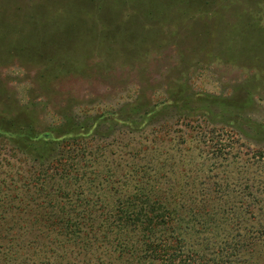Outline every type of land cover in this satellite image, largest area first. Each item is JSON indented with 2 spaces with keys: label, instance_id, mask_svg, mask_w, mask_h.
Segmentation results:
<instances>
[{
  "label": "rangeland",
  "instance_id": "374dc122",
  "mask_svg": "<svg viewBox=\"0 0 264 264\" xmlns=\"http://www.w3.org/2000/svg\"><path fill=\"white\" fill-rule=\"evenodd\" d=\"M97 1L106 11L103 16L82 14L88 25L81 31H41L42 36H36L47 44L41 47L44 58L38 61L28 59L18 48L9 53L14 33L1 31L5 51H0V183L33 170L25 144L19 142L18 147L11 142L17 131L28 125L45 135L66 124L79 127L77 134L85 137L83 157L73 164L70 175H80L86 192H93L90 178L105 177L106 182L97 180L93 187L106 188L108 197L153 190L152 196L165 204L172 199L175 203L169 206L183 210L209 192V179L218 182L223 210L234 212L244 205L264 210V44L259 49L237 48L248 40L224 36L223 30L230 15L225 10L236 1L248 0H216L189 6L180 15L185 8L179 5L180 17H174L170 8L151 20L136 19L126 2L112 15L115 0ZM43 2L0 0V17L12 26L25 25L27 6H43ZM214 13L222 20L210 22ZM131 26L137 29L135 36L129 34ZM79 39L87 44L81 52L85 62L71 70L78 54L70 46ZM121 46L126 52L116 55L113 49ZM227 47L233 53L242 50L237 60L209 59L219 51L225 55ZM136 52L140 56L131 57ZM138 98L143 100L133 106ZM182 98V103L176 101ZM216 100L223 111L242 105L237 111L240 116L223 123L214 109L217 103L209 104ZM130 175H141L147 186L135 187ZM105 200L109 205L110 200ZM180 218L189 240L183 250L171 249L175 264H237L234 256L216 258L222 252L219 243L227 239L223 217L200 227L199 218L188 220L186 214ZM250 218L230 217L234 224L251 223ZM169 253L159 250L157 255L167 264Z\"/></svg>",
  "mask_w": 264,
  "mask_h": 264
},
{
  "label": "trees",
  "instance_id": "16d2710c",
  "mask_svg": "<svg viewBox=\"0 0 264 264\" xmlns=\"http://www.w3.org/2000/svg\"><path fill=\"white\" fill-rule=\"evenodd\" d=\"M183 1L185 4L180 0H115L111 10L112 15L117 13L118 8L126 2L131 5L136 19L151 20L153 17L163 15L162 10L171 8L170 11H173L175 17L178 15L176 7L179 5L185 8L179 12L180 15L186 14L185 10L189 6H204L216 0ZM96 2L98 5L94 6ZM235 3L240 8L235 4L225 10L230 15L228 23L226 22L227 24L223 27V30L227 32L224 36L234 35L236 38L239 37V40L240 38L248 40V44L244 46L235 44L238 45L237 48L258 46L259 49L264 44L262 19L264 1L248 0L246 3L238 1ZM30 4L27 6L28 16L24 15L25 25L12 26L0 17V34L4 30L13 31L14 42L9 53L14 49L17 52L18 48V52L35 61L44 58L41 47L47 45L41 43L42 40L36 37L39 33V36H42L41 31L75 34L88 25L82 14L97 12L98 16H103V12L106 11V9L102 10L104 5L97 0H80L79 2L77 0L73 2L45 0L43 6L37 3ZM247 7L249 8L243 15L242 11ZM179 15L176 17H180ZM220 16H222L221 13ZM222 18L218 13H214L209 21H218ZM46 19L52 23L44 22ZM31 25L33 29H30ZM136 32L137 29L131 26L130 36H135ZM113 38H116L115 34H112ZM257 38L258 41L252 43ZM34 39L37 42L33 43ZM74 45L70 46V50H74L78 57H74L75 60L69 67L72 68L71 70L79 69L84 65L85 58L82 60L81 52L87 50L82 48L87 44L81 42V39ZM0 51H5L4 45H0ZM113 51L116 55H123L126 52L122 46ZM241 51L233 53L227 47L225 55L219 51V54L214 53L209 59L237 60L236 57ZM147 53H144L145 56ZM136 55L140 56L139 52L131 57ZM142 100L138 98L133 106L138 105ZM176 101L182 103L184 99ZM176 101L169 102H174L175 106ZM215 103L217 105L214 109L220 113L219 118L223 123L226 119L231 121L240 116L237 111L242 105H237L235 108L232 105L228 111H223L219 109L222 107L220 101L216 100L209 104L213 106ZM78 128L65 124L57 131H50L43 135L44 133L31 131L27 125V129L15 133V139L11 142L18 147L19 142L25 144L23 149L27 151V158L34 166L33 170L29 171L30 175H12L9 176L8 181L0 183V189H4V193L0 196V264H70L71 262L98 264L97 261L102 258L109 264H144L146 262L166 264L157 255L159 250H170L167 264H175L171 249L183 250L186 245L188 246L189 240L188 234L181 225L183 222L180 218L181 214H186L187 219L192 221L199 218L202 221H197L196 224L199 227L208 224L209 221L216 222L217 216L221 218L220 220L224 218V224L228 226V233L225 235L227 239L219 243L223 247L216 258L227 255L228 259L234 256L237 264H264V237H262L264 210L250 205L248 207L244 205L234 212L223 210L222 194L215 180H206L209 192L204 193L205 195L199 201H194L190 208L183 210L177 208L175 204L169 206L170 203H175L171 201L172 199H168L165 204L160 197L152 196L156 194L153 190L149 192L140 190L139 194H127L125 197L117 196V194L108 197L106 188L101 190L93 187L95 185L93 183L97 180L100 184L106 182L105 177L90 178L88 183L93 192H86L80 175H70L71 171L75 170L72 169L73 164L83 157L81 144L85 137L77 134ZM64 131L69 135H64ZM54 133H58L57 137L53 135ZM130 178L135 187L147 186L141 175H130ZM96 191H102V194H95ZM165 196L169 195L165 194ZM105 197L110 200L109 205ZM232 215L243 219L249 216L251 223L240 221L234 224L230 219ZM190 231L195 233L193 228ZM213 260L215 259L211 261Z\"/></svg>",
  "mask_w": 264,
  "mask_h": 264
}]
</instances>
